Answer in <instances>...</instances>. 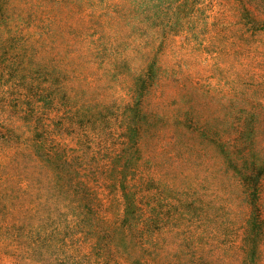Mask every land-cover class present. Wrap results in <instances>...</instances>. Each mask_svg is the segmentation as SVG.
I'll return each mask as SVG.
<instances>
[{
	"label": "rangeland",
	"instance_id": "obj_1",
	"mask_svg": "<svg viewBox=\"0 0 264 264\" xmlns=\"http://www.w3.org/2000/svg\"><path fill=\"white\" fill-rule=\"evenodd\" d=\"M0 264H264V0H0Z\"/></svg>",
	"mask_w": 264,
	"mask_h": 264
}]
</instances>
